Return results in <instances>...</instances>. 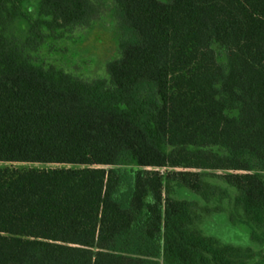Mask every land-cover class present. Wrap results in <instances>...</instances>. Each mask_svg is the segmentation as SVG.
I'll use <instances>...</instances> for the list:
<instances>
[{"label": "trees", "instance_id": "obj_1", "mask_svg": "<svg viewBox=\"0 0 264 264\" xmlns=\"http://www.w3.org/2000/svg\"><path fill=\"white\" fill-rule=\"evenodd\" d=\"M105 2L106 79L43 59ZM0 163L63 166L0 168V264H264L175 196L264 246V0H0Z\"/></svg>", "mask_w": 264, "mask_h": 264}, {"label": "rangeland", "instance_id": "obj_2", "mask_svg": "<svg viewBox=\"0 0 264 264\" xmlns=\"http://www.w3.org/2000/svg\"><path fill=\"white\" fill-rule=\"evenodd\" d=\"M105 5V15L92 29L77 31L65 37L64 41L49 46V50L43 52V59L86 81L106 79V65L118 57L119 51L118 27L112 17L114 6L110 2H105ZM4 167L50 169L63 166L0 163V168ZM160 171L166 172L165 169ZM175 196L179 200L196 204L197 212L202 217L199 228L206 236L235 247L251 248L255 252V261L264 262V246L252 241L249 228L238 222L239 214L234 215L237 223L230 220L233 212L227 201L224 200L222 204L215 201L208 206L199 197L184 189H179ZM219 207L224 211L219 210Z\"/></svg>", "mask_w": 264, "mask_h": 264}]
</instances>
